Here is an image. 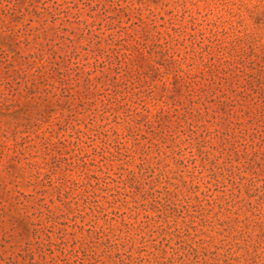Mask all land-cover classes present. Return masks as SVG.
<instances>
[{"label":"rangeland","instance_id":"1","mask_svg":"<svg viewBox=\"0 0 264 264\" xmlns=\"http://www.w3.org/2000/svg\"><path fill=\"white\" fill-rule=\"evenodd\" d=\"M0 264H264V0H0Z\"/></svg>","mask_w":264,"mask_h":264}]
</instances>
